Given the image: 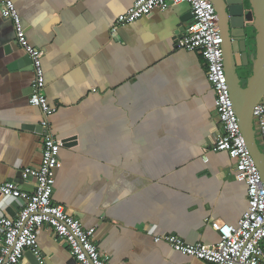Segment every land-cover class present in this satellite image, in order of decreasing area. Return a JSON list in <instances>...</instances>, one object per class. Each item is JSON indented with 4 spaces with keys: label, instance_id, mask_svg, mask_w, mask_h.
I'll return each mask as SVG.
<instances>
[{
    "label": "crops",
    "instance_id": "crops-1",
    "mask_svg": "<svg viewBox=\"0 0 264 264\" xmlns=\"http://www.w3.org/2000/svg\"><path fill=\"white\" fill-rule=\"evenodd\" d=\"M14 2L30 44L45 51L52 130L77 139L61 148L53 203L96 229L108 264H209L154 241L169 234L214 245L212 223L237 225L248 209L235 161L212 150L222 127L206 59L176 43L193 21L190 5L156 10L114 33L135 0ZM23 56L0 10V185L31 195L35 180L24 170L42 165L43 116L29 103L34 71L14 67ZM21 209L0 195V219ZM38 243L45 264L72 262L49 225Z\"/></svg>",
    "mask_w": 264,
    "mask_h": 264
},
{
    "label": "built area",
    "instance_id": "built-area-1",
    "mask_svg": "<svg viewBox=\"0 0 264 264\" xmlns=\"http://www.w3.org/2000/svg\"><path fill=\"white\" fill-rule=\"evenodd\" d=\"M179 3H188L193 21L176 37L177 45L187 51H200L206 59L207 77L216 95L218 122L222 132L212 147L214 152H225L235 161L237 181L248 190V209L237 225L220 221L212 223V229L220 235L214 245L190 244L175 235L156 234V243H167L175 251L209 264H264V183L242 134L239 119L231 98L225 72L223 38L219 17L210 0H135L126 13L120 15L113 28L133 24L156 10L166 11ZM0 10L13 22L15 38L19 47L31 60L34 71L29 103L39 108L43 146L42 165L37 169L27 168L26 175L35 180V190L29 195L14 183L0 185V195L22 203L15 218L3 217L0 226L3 237L0 241V264H21L27 251H31L45 264L38 243L41 228L47 224L57 238L64 242L78 264H108L109 256L103 254L95 243V228L86 229L82 221L66 213L61 205L53 203L55 168L59 162L64 140L53 132L50 119L57 108L50 105L43 68L45 51L32 46L27 30L14 0H0ZM254 126L264 148V100L254 108Z\"/></svg>",
    "mask_w": 264,
    "mask_h": 264
},
{
    "label": "water",
    "instance_id": "water-1",
    "mask_svg": "<svg viewBox=\"0 0 264 264\" xmlns=\"http://www.w3.org/2000/svg\"><path fill=\"white\" fill-rule=\"evenodd\" d=\"M210 1L219 17L231 98L247 147L264 183V152L254 126V108L264 100V0ZM253 42L256 44L255 66L250 75L246 74L248 83L243 87L239 71L246 70L252 63ZM18 65H30L33 70L32 60L27 54L19 58L14 67ZM76 140V137L64 140V147L76 144ZM25 259H29L32 264H40L31 251H27L23 261ZM70 264L78 263L73 258Z\"/></svg>",
    "mask_w": 264,
    "mask_h": 264
},
{
    "label": "rangeland",
    "instance_id": "rangeland-1",
    "mask_svg": "<svg viewBox=\"0 0 264 264\" xmlns=\"http://www.w3.org/2000/svg\"><path fill=\"white\" fill-rule=\"evenodd\" d=\"M253 31V30H252ZM251 34H253V32H251ZM252 48H253V54L251 55V65L247 68V70L246 71H248L249 73H250V71L252 70V72H253V67L255 66V60H256V55H255V49H256V44H255V42H253V45H252ZM241 81H242V85H243V87H245V86H247V77H246V73H244V72H242V74H241ZM259 140V139H258ZM259 144L261 145L262 143L260 142V140H259Z\"/></svg>",
    "mask_w": 264,
    "mask_h": 264
},
{
    "label": "trees",
    "instance_id": "trees-1",
    "mask_svg": "<svg viewBox=\"0 0 264 264\" xmlns=\"http://www.w3.org/2000/svg\"><path fill=\"white\" fill-rule=\"evenodd\" d=\"M253 69H254V67H253ZM251 73H252V70L248 74L250 75ZM260 147H261L262 151L264 152V148H263L262 144L260 145Z\"/></svg>",
    "mask_w": 264,
    "mask_h": 264
},
{
    "label": "flooded vegetation",
    "instance_id": "flooded-vegetation-1",
    "mask_svg": "<svg viewBox=\"0 0 264 264\" xmlns=\"http://www.w3.org/2000/svg\"><path fill=\"white\" fill-rule=\"evenodd\" d=\"M243 71H239V74L241 75Z\"/></svg>",
    "mask_w": 264,
    "mask_h": 264
}]
</instances>
